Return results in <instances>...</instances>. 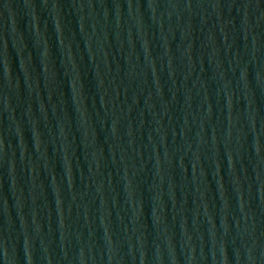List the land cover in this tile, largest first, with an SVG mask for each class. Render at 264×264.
<instances>
[{"label": "water", "instance_id": "water-1", "mask_svg": "<svg viewBox=\"0 0 264 264\" xmlns=\"http://www.w3.org/2000/svg\"><path fill=\"white\" fill-rule=\"evenodd\" d=\"M0 264H264V0H0Z\"/></svg>", "mask_w": 264, "mask_h": 264}]
</instances>
